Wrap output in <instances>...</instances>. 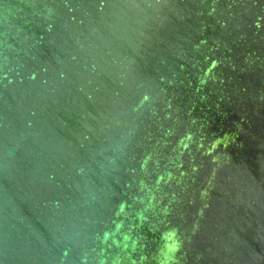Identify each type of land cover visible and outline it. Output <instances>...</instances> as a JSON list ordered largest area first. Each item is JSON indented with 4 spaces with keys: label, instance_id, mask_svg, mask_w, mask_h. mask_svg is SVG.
Here are the masks:
<instances>
[{
    "label": "water",
    "instance_id": "obj_1",
    "mask_svg": "<svg viewBox=\"0 0 264 264\" xmlns=\"http://www.w3.org/2000/svg\"><path fill=\"white\" fill-rule=\"evenodd\" d=\"M0 264H264V0H0Z\"/></svg>",
    "mask_w": 264,
    "mask_h": 264
}]
</instances>
